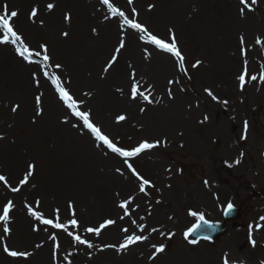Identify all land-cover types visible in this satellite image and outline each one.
<instances>
[{"label":"rangeland","instance_id":"374dc122","mask_svg":"<svg viewBox=\"0 0 264 264\" xmlns=\"http://www.w3.org/2000/svg\"><path fill=\"white\" fill-rule=\"evenodd\" d=\"M111 2L129 18H137L135 9L139 22L166 42L173 32L187 71L179 70V61L170 53L140 41V33L119 27L122 18L113 17L101 0H0L18 11L15 30L31 48L48 46L52 65H63L59 70L49 68V73L61 76L83 101L82 110H89L93 123L118 146L130 149L145 140L161 142L129 160L150 184L140 192L139 181L123 158L104 155L86 129L74 126L78 121L43 75L42 61L28 64L14 46L0 45V175L7 178V184L0 181V206L9 200L14 204L10 234L0 222V264H224L225 256L228 264H264V0H257L254 11L243 16L239 0ZM49 3L55 5L52 11L46 7ZM33 8L39 9L34 20ZM63 32H68L66 38ZM257 38L262 43H256ZM120 39L125 40V49L105 72ZM197 61L201 63L193 67ZM166 68L171 72L162 79ZM245 68L241 87L238 77ZM132 73L139 91L151 90L153 103L139 96L131 99ZM37 95L42 96V105H36ZM17 104L20 107L13 112ZM37 107L43 108V115H37ZM120 115L126 119L117 122ZM225 140L234 147L232 153L224 150ZM32 164L34 174L21 185ZM125 199H131L130 215L119 207ZM229 204L240 208L241 216L225 236L188 242L185 233L200 214L210 222L222 221ZM26 205L46 218L59 209L61 223L75 218L79 227L69 225V236L39 224ZM69 205L74 206L75 217ZM108 218L116 223L99 236L85 231ZM37 227L40 231H34ZM50 234L57 237L58 250ZM129 234L147 239L124 251L105 248L119 245ZM75 235L93 247L76 243ZM161 244L165 250L157 253L153 245ZM5 245L32 255L11 257L3 250Z\"/></svg>","mask_w":264,"mask_h":264},{"label":"snow or ice","instance_id":"6c2138e0","mask_svg":"<svg viewBox=\"0 0 264 264\" xmlns=\"http://www.w3.org/2000/svg\"><path fill=\"white\" fill-rule=\"evenodd\" d=\"M101 3L107 7L108 12L111 13L113 17H119L122 18L123 24L121 25L119 21H117L118 26L121 28L126 27L127 29L135 30L136 32L140 33L138 39L140 41H143L146 45H153L156 49L164 52V53H170L177 61H179V70L186 72L187 69L185 68L184 64V56L181 54V51L179 50L175 34L170 31L169 33V40L170 42H166L165 39H162L158 37L157 35L153 34L149 31L148 27L138 20V13L135 9L132 10L133 16L137 18H129L128 15L125 14L124 11L120 10L118 7H116L111 0H101ZM129 3H132V0H129ZM239 3L241 7L239 8L240 15L243 16L245 12H251L254 11L253 5L257 3V0H239ZM47 9L49 11H52L55 8V5L52 3H49L46 5ZM38 8H33L30 12V18L35 19L38 15ZM19 15L17 10H9L8 5L0 4V45H12L14 46V51L17 54L18 57H20L23 61L27 62L28 64H37L39 65L41 61L43 62V75L47 77L51 84L54 86L55 92L58 94V99L62 102V104L65 106V108L68 110L69 115L74 117L78 124L74 125L75 127H83L86 129L93 137L94 142H98L95 144L97 148H101L104 155H108L109 153L115 154L118 157L123 158V163L126 165L127 169L130 170L133 176L136 177V179L139 181V191L145 192V186L150 184V181L145 179L143 176H141L136 169L133 167L132 163L129 162L130 158H134L139 156L142 152L145 150H150L154 147H157L160 145V141H156L154 143L149 142L147 140L142 141L137 146H134L132 148H125L124 146H118L116 142L112 138L109 137V135L105 134L101 127L97 126L92 121V114L89 110H82V100H78L70 91L68 87L65 86L64 81L61 79L60 75H57L55 72L49 73L48 69L51 67H55V69L59 70L63 67V65L56 63L55 65H52L51 63V56L49 55V49L46 44H41L38 49H33L29 46L28 43L25 42L23 36L19 34L14 27V20ZM65 20L70 21L71 15L66 14ZM43 22H41L42 24ZM95 32V29H93ZM62 35L66 38L68 36V32H63ZM241 44L244 43V37H240ZM256 43H262V41L257 38ZM125 49V40L120 39L118 41V46L114 48L113 55L110 57L109 62H107L105 68L103 71L107 72L112 65L116 62V59L118 58V54ZM145 53L147 56H150L151 53L147 51L145 48ZM201 62L197 61L195 64H193V67H198ZM247 76V70L245 68L244 74H241L238 79L241 82L240 86H244V82L246 80ZM130 78L132 80L131 87H130V95L131 99L136 100L137 96L142 98L147 103L151 104L153 103V100L150 98L151 96V90L146 89L148 94H145V92H141L138 90L139 85L138 82L135 79V74H130ZM34 82L39 86V78L34 74L33 76ZM251 80L255 81L257 79L256 76H251ZM261 79H264V76L261 77ZM70 84V81L68 82ZM169 83H176L175 80H170ZM207 94L212 97L213 100H216L217 98L213 95L211 90L205 89ZM168 94L171 97V89L168 90ZM84 95H87V93H84ZM35 103L37 106L42 105V96L37 95L35 97ZM226 103V102H225ZM19 105H14L12 107V111L16 112L19 109ZM37 115H43V108L37 107ZM141 111H144L142 108ZM117 122L124 121L126 119L125 116L120 115L117 118ZM205 120L208 119L207 116L204 117ZM67 123V120L64 121ZM203 122V121H202ZM238 163V161H237ZM35 165L32 164L29 166V170L26 172L23 179L20 181L21 185L27 184L28 179L30 176H32L35 172ZM116 171L123 175L120 168H117ZM0 181H3L5 184H7V178L3 175H0ZM13 192L19 191V188H12ZM131 203V199H125L122 203L119 204V207L124 210L125 215H130V212L128 211L129 204ZM40 202L36 201V207H39ZM69 208L72 209L71 215L72 217H75V211L74 206L69 205ZM26 209L28 214L33 217L36 221L39 222V224L50 226L54 229H60L65 231L69 236H72L71 232H68V227L71 225L74 228L79 227V222L77 219L72 218L68 221V223H61L60 222V216H59V209L54 210V216L53 218H46L41 211L35 210L32 205H26ZM232 209V205H228V210L230 211ZM14 210V204L12 201H8L3 206H0V222L3 223V231L4 233L10 234L11 229L8 227L11 214ZM191 215L196 216L197 213L193 212ZM199 220L201 221L200 224L195 225V227L190 228L187 233H185V236H187L191 233L198 232L201 229H204L205 226L208 228L213 227V225L209 224L207 220H205L203 214L199 215ZM116 223L115 220L108 218L105 219L102 223L98 224L96 227H87L85 229L88 233H93L96 236H99L101 234V231L108 226L114 225ZM133 224H135V221H132ZM143 227L140 228V231L143 232ZM34 231H40V229L34 228ZM122 232L127 233V228H122ZM152 231H156V229H153ZM50 239L54 242L55 249H59V243L57 241V237L55 235L50 234ZM146 236L142 235H135V234H129L127 235L122 243H119V245H105V248L111 247L118 251H124L126 248H128L130 245H133L137 242L146 240ZM74 240L76 243L81 245H86L88 248H92L93 244L90 243L88 240L82 239L81 236L75 235ZM189 243H195L194 240H189ZM254 243V242H253ZM42 245L37 244L36 247L39 248ZM153 248L157 253H162L165 250V246L163 244L156 246L153 245ZM4 252H6L11 257H19L27 259L29 256L32 255V253L28 251H19V250H10L7 245L4 246ZM224 264H228L227 256L224 258Z\"/></svg>","mask_w":264,"mask_h":264},{"label":"water","instance_id":"95a60500","mask_svg":"<svg viewBox=\"0 0 264 264\" xmlns=\"http://www.w3.org/2000/svg\"><path fill=\"white\" fill-rule=\"evenodd\" d=\"M225 216L228 220H234L239 217V211L232 207L230 211L227 210ZM211 225H213V227L208 228L207 226H205L204 229H201L198 232L191 233V237L193 238V240H198L200 238L218 239L227 231V226H225L224 224L217 223Z\"/></svg>","mask_w":264,"mask_h":264},{"label":"bare ground","instance_id":"6f19581e","mask_svg":"<svg viewBox=\"0 0 264 264\" xmlns=\"http://www.w3.org/2000/svg\"><path fill=\"white\" fill-rule=\"evenodd\" d=\"M171 71L168 69V68H166V69H162V75L160 74V76H161V78L163 79V76H165V75H168L169 73H170ZM161 83H163V81L161 80ZM81 86H82V89H84L85 91H88L89 90V87H88V85L87 84H83V83H81ZM85 87H88V89H85ZM174 90H175V92L177 91V87H175L174 88ZM54 108H56L55 106H54ZM179 110V105H177V106H175V112H177ZM67 112V111H66ZM196 116V115H195ZM169 120L167 119V122H168ZM199 122H200V119H199ZM213 134L215 135L216 134V130H215V128L213 127ZM99 148H97V150H98ZM233 149H234V147L231 145V143L229 142V140H225L224 141V150H226V151H228L229 153H232V151H233ZM95 150V148H91V151H94ZM96 151V150H95ZM111 159V156L108 158V161ZM115 160V159H114ZM234 264H242V262L241 261H235L234 262Z\"/></svg>","mask_w":264,"mask_h":264}]
</instances>
